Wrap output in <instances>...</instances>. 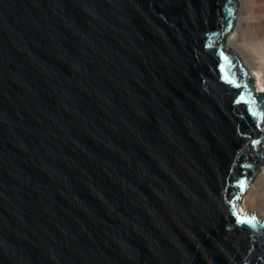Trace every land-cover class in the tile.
<instances>
[{"label": "water", "instance_id": "95a60500", "mask_svg": "<svg viewBox=\"0 0 264 264\" xmlns=\"http://www.w3.org/2000/svg\"><path fill=\"white\" fill-rule=\"evenodd\" d=\"M238 3L0 0V264H264Z\"/></svg>", "mask_w": 264, "mask_h": 264}, {"label": "bare ground", "instance_id": "6f19581e", "mask_svg": "<svg viewBox=\"0 0 264 264\" xmlns=\"http://www.w3.org/2000/svg\"><path fill=\"white\" fill-rule=\"evenodd\" d=\"M238 2L235 24L225 37L224 48L237 52L242 65L254 78L257 96L258 92H264V0ZM261 125L264 127V119ZM245 192L239 207L241 212L247 211L264 218V163Z\"/></svg>", "mask_w": 264, "mask_h": 264}, {"label": "rangeland", "instance_id": "374dc122", "mask_svg": "<svg viewBox=\"0 0 264 264\" xmlns=\"http://www.w3.org/2000/svg\"><path fill=\"white\" fill-rule=\"evenodd\" d=\"M226 37V36H225ZM260 147L261 148H263V154H264V140H263V142H261V144H260V146H258V150H260ZM259 151H257V153H258ZM263 157H264V155H263ZM264 162V161H263ZM263 163H261L260 165H258L259 166V169H260V167H261V165H262ZM254 169H256V167H254ZM259 171L260 170H258L257 172H256V174H255V176L253 177V179H250V180H247V182H248V184H247V189H246V191L248 190V188L250 187V185L255 181V179H256V176H257V174L259 173ZM244 193H246V192H244ZM244 193L242 192L241 193V202H240V204H239V206H241V204L243 203V196H244ZM260 219H264V218H260Z\"/></svg>", "mask_w": 264, "mask_h": 264}, {"label": "snow or ice", "instance_id": "6c2138e0", "mask_svg": "<svg viewBox=\"0 0 264 264\" xmlns=\"http://www.w3.org/2000/svg\"><path fill=\"white\" fill-rule=\"evenodd\" d=\"M227 59V57H225ZM244 75H247V73L245 72ZM239 86V85H238ZM255 115H258L261 119H264V112H257L254 113ZM253 143H257V141H253ZM238 184H240V186L243 188L245 187V181L243 179H241L240 181L237 182ZM244 219H249L247 217H245ZM250 219H255V217H252Z\"/></svg>", "mask_w": 264, "mask_h": 264}]
</instances>
